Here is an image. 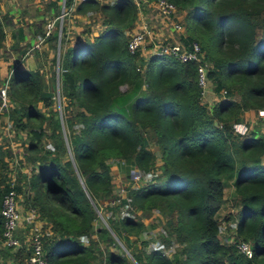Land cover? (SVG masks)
Masks as SVG:
<instances>
[{
    "label": "trees",
    "instance_id": "trees-1",
    "mask_svg": "<svg viewBox=\"0 0 264 264\" xmlns=\"http://www.w3.org/2000/svg\"><path fill=\"white\" fill-rule=\"evenodd\" d=\"M59 1L71 13H98L103 29L82 44L87 59L77 58L79 47L59 53L60 114L40 71L0 58V87L6 85L9 100L0 114L7 113L12 134L26 137L18 151L0 141V208L11 186L24 205L52 223L51 235L41 238L49 264H264V130L232 129L242 113L264 110V0H168L185 13L182 41H197L204 53L207 83L218 95L210 109L202 101L197 62L127 49V32L137 19L134 0H53V12ZM5 24L0 20V47L9 36L15 49L22 28L5 30ZM57 28L47 37L52 49ZM65 32L61 25V44L68 40ZM41 101L46 113L36 105ZM156 158V184L139 185ZM15 159L31 165L29 177ZM111 164L125 174H112ZM133 169L138 180L129 175ZM229 186L238 213L234 226L225 217L226 230L236 235L227 241L226 233L224 242L218 216ZM97 211L107 212L106 224L93 226L101 219ZM155 212L164 218L160 237L173 248L174 259L163 245H147L159 237L148 236L154 223H144ZM93 233L98 242L90 238ZM17 234L21 246L9 251L7 264H21L31 251V241ZM239 239L250 244L251 257L237 252ZM99 242L118 250L100 249Z\"/></svg>",
    "mask_w": 264,
    "mask_h": 264
},
{
    "label": "rangeland",
    "instance_id": "rangeland-1",
    "mask_svg": "<svg viewBox=\"0 0 264 264\" xmlns=\"http://www.w3.org/2000/svg\"><path fill=\"white\" fill-rule=\"evenodd\" d=\"M27 1L30 2L29 5H28L29 6L28 9H30V10L34 9L35 12L38 11V4L42 5L41 7H44L49 2V0H47V1L45 0L44 2H42L41 0H27ZM34 1H36L38 3V4H36V6H33L34 5ZM59 2H60L59 5L56 3V9L55 10H58L57 12H51V10L48 9L47 11L44 10L43 12H40V16L41 17H46L47 19L54 18L55 19V25H54L55 27H57L59 22H60L59 27H61L62 24L68 22V23H70L69 25L72 28L71 31H74V32H76L78 34L80 33V35L82 33H84V32H86V33L90 32V34H95L96 31L98 33V31L102 28V24H100L101 23V17H97L98 15H96L95 17H90L89 22L87 24L84 21H82V19L80 18L81 17L80 14L74 13V14H77V15H73L70 11H65V9L62 8V6H61L62 5L61 1H59ZM17 6H20L19 8L21 9L22 12H24L23 11V7H25V2L23 0H1V2H0V20L8 17L10 19V21L12 23H14V21H12V18L14 17V18L17 19V22H19V21L25 22L26 20H24V21L21 20L22 17H23L22 16L23 14H20L19 18L16 17V15H17L16 14V7ZM58 6H59V8H58ZM142 10H144V7L142 8ZM63 11H65V14L62 17H60V15H61V13ZM10 12L12 14H10ZM7 13H8V16H7ZM31 14H33V13H30V15ZM174 14L177 17L178 22H180L182 24V26H183V34L182 35L184 36L185 35V21H184L185 13L183 11H179V10L176 9V12ZM25 15H28V14H25ZM46 18L44 19V22H46ZM48 21H52V19L48 20ZM19 26L22 28L21 25H18L17 27H19ZM3 27L5 28V26H3ZM153 28H158V27H153ZM86 29H88V31H85ZM91 29H93V30H91ZM57 31L59 33V28H57ZM153 31L155 32L154 29H153ZM58 33H57V38L59 37ZM154 37H155L154 40H156L158 38L157 36H154ZM78 39L79 38H77V40ZM146 39H148V38H146ZM188 42L189 41H187L186 43H188ZM10 45H11V40L9 38V44L6 45L4 43L0 47V58L1 57H5V56H8V58L11 59V60H16L18 58L19 55H17V53H14L18 46H16L15 49H11V47H9ZM17 45H18V42H17ZM36 45H37V47H35ZM149 46H150V43L147 46V49L149 48ZM48 48L49 47H47V49ZM47 49H46V46L44 45L43 42L34 43L33 44V48L30 47L25 53L27 54L26 57H29V56H31L32 52H33V54H35V52H36L35 58H34V60L32 62L36 66V69H38L40 72L43 73V76L45 77V81H46V82L44 81V84H45L44 87L46 89V92H48L50 95H52L51 97L55 99V102H53V105L56 107L58 113L60 114V112H59L60 111V106L58 104V102H59V90H58L59 88H58V84H57L56 78L54 80L51 76H49L48 73H47V69H45V66L47 64L46 61L50 60L51 63H52V66H53V68L55 69V72H56V67L58 68L57 64H59V62L61 60V57H59V62H58V55L60 53V49L58 50L57 48H53L51 50L52 54L49 53V51ZM81 54L84 55L85 52L82 51ZM51 57H53V58L50 59ZM261 58L264 59V56H261ZM32 62H29L31 67H33V63ZM58 72H60V67L58 68ZM58 75H59V73H58ZM56 76H57V73H55V77ZM0 85H1V82H0ZM208 85H209V87H208ZM122 87L123 86H121V88ZM124 87H125V85H124ZM206 88L208 89V91L205 90V93L202 96V99H203L202 101L206 102V100H207L208 101V103H207L208 104V108L210 109V107L212 106V104L215 101L214 100L215 97H217L218 95H216V94L213 95V93H212L213 91L210 90L212 88H211V84L209 82L207 83ZM0 93H1V90H0ZM224 94H225V91L222 90L220 95H224ZM236 95L237 94L234 93V95H232V97L234 99L238 100V96H236ZM60 98H61V96H60ZM1 104L2 103H0V110L3 111V110L6 109V106L9 105V100H7V98H6V103H5V105L3 107H1L2 106ZM36 105L40 109V111H43V113L47 112V110L44 108V105H43L42 101L40 103H37ZM248 111H249L248 115H246L244 117L245 119L244 120L242 119V121H239V122L243 123L246 126V131H249V130L250 131H255V129L257 131L258 130L259 131L264 130V113H262L263 111L259 112L260 110H255L256 113L253 110H248ZM6 114L7 113H5V115L0 114V141H2L4 144H6V141H7L9 143V146L11 147L12 150L18 151L19 150V148H18L19 147V141L22 140V139H25L26 137H24L22 133L21 134H18V133L12 134L10 132L11 131V126L8 124L9 123V119H8V116ZM44 125H45L44 126L45 130H49L48 129V120H45ZM47 141L48 140H43V143H41L43 148H44V146H47ZM149 147H150L151 150H154L155 152L158 151L157 150L158 148L154 144H152L151 142L149 144ZM14 153H18V152H14ZM261 159H262V162L264 163V154L262 155ZM160 163L161 162H160L159 158H156V163L149 170V172H147L146 174L143 173V175H144L143 178H144L145 182L141 180V183L139 181L138 184L139 185H143L145 183H147V184H156V179L155 178L160 173V168H159V164ZM112 166L113 165L111 164L110 172L112 174H116V173L111 171ZM26 169L29 170V166H27ZM117 173L119 174V172H117ZM114 185L115 186L116 185H120V180H118L117 184L115 183ZM233 194H234V192H233V187L232 186H229V188L225 189L224 196H223V198H224L223 205H222V207H221V209L219 211V216H218L219 217L218 219H219V221H220V223L222 225V227H221L219 232L221 233L222 241H224V242H225L224 235H226V233H228V235H231V236H228L227 241H231L236 235V233L233 234V230L232 229L228 232L226 230V228H225L226 227V223H227L225 221H227L230 217H231V220L228 222V225L234 226V224L236 222L235 218L237 217V213H238L237 209L238 208L235 207V205H234L235 201L232 199ZM122 209H123V212L127 211V207H123ZM97 213L101 217V219L100 220L98 219V221L93 222V224H94L93 226L98 225V222H100V223L102 222V224H106V221H105L104 217L107 215V212H106V215H104L103 211H102V213L97 211ZM155 214H156V212H155ZM155 214H152L151 216L147 217V219H146V223L147 224H150V223H154L155 224L153 229H151L152 233L150 235H148V236H151V235L152 236L153 235L157 236V235H159V237L155 238V240H152V238L151 239H147V240H149L147 242V245H149L150 247H156L157 245L162 247V245H163V247H164L162 249L163 253H165L166 256L171 257V258L174 259V257L176 255H173L171 253V252L174 251L173 248L171 246H170V248L169 247L166 248L164 246V243H163L161 237H160V233H162V223L164 221V218L160 217L157 214L155 216ZM227 215H229L230 217L226 220L225 217ZM113 237L116 239L115 241L117 242L119 247L122 250L125 251V253L129 256V258L131 260H133L132 256H130L129 252L125 250L124 245L122 244V242H120L114 235H113ZM96 240H98L97 237H96ZM82 241H84V243L88 244V241L83 239V238H82ZM174 245H176V243H174L172 246H174ZM102 246H103V244H102ZM109 247H110V249H112L115 252H117V250H118L116 248L118 246H115V248H114V246L111 243L108 244V248Z\"/></svg>",
    "mask_w": 264,
    "mask_h": 264
},
{
    "label": "built area",
    "instance_id": "built-area-1",
    "mask_svg": "<svg viewBox=\"0 0 264 264\" xmlns=\"http://www.w3.org/2000/svg\"><path fill=\"white\" fill-rule=\"evenodd\" d=\"M147 1H154L157 12L156 17L162 22H166V25L170 29L171 34L177 35L178 38H171L170 41H168L169 37H162L154 40L155 35L153 34L151 27V23L153 25V22H149L147 17H144V10H142L143 7L145 8L148 6ZM147 1L134 0L139 19L137 26L128 34L127 49L130 52H134L137 50L140 52V54H142L143 52H146L147 46L150 43L148 49L149 53H147L148 55H166L169 57H173L180 62H197L196 72L198 85L202 88V91H208V89L206 88L207 64L205 61L204 53L197 41L190 40L188 43H184L182 41L181 35L183 34V26L180 22H178V19L174 14L176 12L175 5L168 0ZM64 14L65 11L61 13L60 17H62ZM52 26L53 19L52 21H48L46 23L45 35L49 33V30ZM58 35L59 37L61 36V27H59ZM41 41L42 40L40 39L38 43H40ZM35 47H37V45ZM0 90V99L2 103L1 107H3L6 103L7 98L6 85L0 87ZM259 112L264 113V110H260ZM232 129L238 134H243L246 132V126L241 122H233ZM15 163L17 164V168L19 167L20 173H22V175H26V177H29V170L26 169L29 164L25 161L19 163L17 159H15ZM130 175L133 180L139 179V173L135 169L130 171ZM16 178L17 176H15L14 174L12 176L11 184H14ZM21 182L17 184H22ZM21 201L22 196L19 195L11 186L2 196L0 208V215L2 218L0 248L7 249L9 251H16L21 246V242L19 240L17 232H19V229L22 227L23 222H27L30 225L31 233L26 237L25 232H23V237H25L28 241H31L32 245L31 251L23 259L21 264H49L41 245L42 235L39 230V225L37 224L38 220H40V222L43 224L41 216L36 208L30 205L24 207V203ZM235 247L238 253L243 254L246 257L252 256V250L248 242L239 239L236 242Z\"/></svg>",
    "mask_w": 264,
    "mask_h": 264
},
{
    "label": "crops",
    "instance_id": "crops-1",
    "mask_svg": "<svg viewBox=\"0 0 264 264\" xmlns=\"http://www.w3.org/2000/svg\"><path fill=\"white\" fill-rule=\"evenodd\" d=\"M23 1L25 2V7H23V11L24 12H22L21 9L19 8L21 5L20 6H17L16 7V14H17L16 17L19 18L20 14H23L22 15L23 17H22L21 20H23V21L26 20L25 22H21V21L17 22V19L14 18V17L12 18V21H14V23H12L8 17L7 18H4L2 20L6 21V24H5V28L6 29L4 28L5 30H12V31H14L17 28L18 25H21L22 26L23 38L22 39H19L18 36H16V41L18 42V45H17L18 47L16 48V51L14 53H17V55H19V56L15 60V62L18 63V65L20 67H23V68L28 69V70H35L36 69V66L34 65V63L32 61L35 58L36 52H35V54H33V52H32L31 53V56H29V57H26L27 54L25 52L30 47L33 48V44L34 43H38V41L41 39L42 40L41 42L44 43V45L46 46V49H47V47H49L47 50L49 51V53H51V50H52L51 42H50V40L47 37L55 29V26H54L55 25V19L54 18H51V19H53V26L50 28L49 33L47 35H45V32H46V23L48 22V20H51V19H47L46 17H41L40 16V12H43L44 10L47 11L48 9H50L51 12H53L54 10H52L53 8L50 5L51 1H53V0H49L48 4L46 6H44V7H41L42 5H40L36 1H34V5L33 6H36V4H38V11L37 12H35L34 9H31V10L28 9L29 8L28 5L30 3L29 1H27V0H23ZM41 1L44 2L45 0H41ZM98 1L99 2H103V3H110L113 0H98ZM140 1H142V0H140ZM0 2H1V0H0ZM147 4H148V6L144 8V17H147V19L149 20V22H153L154 25L151 24L152 31H153V29L155 30V32L153 31V34L155 36H157L158 38L169 37L168 38L169 39L168 41H170L171 38H178L177 35L171 34V31L167 27L166 22H162L160 19H158L156 17L157 12H156V7H155L154 1H150V2L147 1ZM30 13H33V14L30 15ZM10 14H12V13L10 12ZM25 14H28V15H25ZM72 14L73 15H77V14H74V13H72ZM96 15H98L97 17H101V15H99L98 13H95V14L93 13L90 16L89 15H81L80 18L82 19V21H84L85 23L88 24L90 17H95ZM7 16H8V13H7ZM45 18H46V22H44V19ZM138 19H139V15L137 13V19H136L135 25L132 28V30L137 26ZM69 24L70 23H68V22L62 24V25L65 26V30H66L65 33L67 34L68 40L66 42H64V43L61 44L60 43V37L61 36L59 38H57V49L58 50L60 49V53H62V54H63L64 50L66 49V47H69V46H72L73 47V50L71 51V53L74 50H76L77 47H79L77 49V51H80V50L84 51V49L82 48L83 42L86 39L92 40L103 29V26H102V28L98 31V33H97V31H96L95 34H90V32L89 33L84 32V33H82L80 35V33L78 34V33L74 32V31H71L72 28H71V26ZM59 25H60V22L58 24V28H59ZM153 27H158V28H153ZM91 30H93V29H91ZM130 32H128V33H130ZM8 37H6L5 40H4V43L6 45L9 44V38ZM77 38H79V39L77 40ZM148 49L146 50V52H143L142 55L145 56L147 53H149V50ZM71 53L69 55V58L70 59H71ZM76 56H77V58L81 57L80 54H77ZM52 58L53 57H51L50 59H52ZM61 59H62V56H61ZM29 62H32L33 63V67H31V65H30ZM46 62H47V64L45 66V69H47L48 75L49 76H52L51 75V71H54V75H55V73H57V76L55 78H57V81L59 82V80H58L59 79L58 68L61 67V63L57 64L58 65V68L56 67V72H55V69L53 68L51 61L49 60V61H46ZM58 62H59V60H58ZM36 70H38V69H36ZM42 75H43V73H42ZM43 78L45 79L44 76H43ZM44 90H46L45 87H44ZM248 112L249 111H246V112L242 113V116L241 117L243 118V120L245 119L244 117L246 115H248ZM122 169H121V167H117V165H113L112 168H111V171L114 172V173L119 172V173H124L125 174V172L122 171ZM41 219L43 221V224L40 222V220L37 221V224L39 225L40 233L42 235L41 237L50 236L51 233H52V223L50 221H48L47 219H45L44 217L41 218ZM146 219L147 218L144 219V223L145 224H147L146 223ZM19 232L21 234L23 232H25L26 233V237H27L31 233L30 232V225L27 222H23V225L19 229ZM90 238H92V240H94V239L96 240V235L93 233L90 236ZM97 242H98V240H97ZM82 244L86 245V243H84V241H82ZM102 244H103V246H102ZM99 246L101 247L100 249L104 248L105 246L108 248V244H106L104 242H99ZM108 249H110V247ZM8 253H9V250H5L4 252H1L0 253V264L10 263V260L7 261V262H3V261L6 260L4 258H6V255ZM96 255H97V253H96Z\"/></svg>",
    "mask_w": 264,
    "mask_h": 264
},
{
    "label": "clouds",
    "instance_id": "clouds-1",
    "mask_svg": "<svg viewBox=\"0 0 264 264\" xmlns=\"http://www.w3.org/2000/svg\"><path fill=\"white\" fill-rule=\"evenodd\" d=\"M129 34V33H128ZM127 34V35H128ZM59 38V37H58ZM84 43V42H83ZM85 51V50H84ZM88 52H86L85 51V54L83 55V54H81V57H80V59L81 60H83V59H87L88 58V56H89V54H87ZM148 54H146L145 56H143V57H146ZM29 164V163H28ZM30 167H31V165L29 164V176L31 175V173H30ZM136 170V169H135ZM139 173V172H138ZM130 175V174H129ZM143 175V174H142ZM131 176V175H130ZM144 176V175H143ZM27 194L29 195V196H31L32 195V192H31V190H28L27 191ZM22 200H23V197H22ZM27 205H30L29 203H26L25 205L23 204V206L24 207H26ZM31 206V205H30ZM33 207V206H32ZM35 208V207H34ZM40 214V213H39ZM41 216V215H40ZM41 218H43L42 216H41ZM236 248V247H235ZM0 250H7V249H4V248H0Z\"/></svg>",
    "mask_w": 264,
    "mask_h": 264
}]
</instances>
